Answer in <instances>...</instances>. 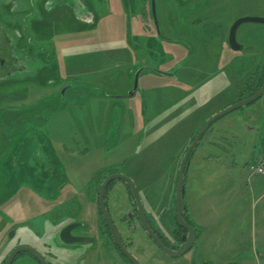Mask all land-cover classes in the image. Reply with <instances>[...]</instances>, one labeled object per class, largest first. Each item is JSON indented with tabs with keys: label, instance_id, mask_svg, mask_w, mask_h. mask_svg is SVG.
<instances>
[{
	"label": "rangeland",
	"instance_id": "1",
	"mask_svg": "<svg viewBox=\"0 0 264 264\" xmlns=\"http://www.w3.org/2000/svg\"><path fill=\"white\" fill-rule=\"evenodd\" d=\"M56 1L0 0V23L18 28L20 46L32 59L28 69L34 71L0 82V106L6 108L0 109V264L11 249L25 245L36 246L54 264H123L96 245L87 253L91 245L83 242L53 248L70 222L80 220L91 228L102 222L106 229L98 204L90 199L115 173L135 181L149 221L166 243L177 247L175 192L169 185L164 189L165 180L161 191L159 181L167 176L176 182L200 127L246 98L264 66L263 24L240 28L238 43L247 47L243 52L230 49L220 35L221 42L212 40L201 58L195 56L201 45L178 31L177 12L184 10L182 27L191 32L197 17L190 12L204 10L209 20L229 26L237 17L264 18V0H156L163 33L184 38L188 47L157 36L151 0H64L52 6ZM143 67L149 69L129 98L135 72ZM222 70L228 72L229 86L219 78ZM220 129L239 134L231 145L211 144L228 148L223 159L241 172L223 173L207 160L196 161L208 153V141L218 139ZM263 151L264 95L208 129L190 159L185 183L195 193L192 207L198 218L209 223L210 241L197 242L179 258L156 247L133 215L126 184L113 181L109 213L140 264H264V197L255 201L247 182L249 164H254L250 154ZM149 168L160 169L152 190L146 187ZM12 175L15 180L8 182ZM14 264L38 263L23 253Z\"/></svg>",
	"mask_w": 264,
	"mask_h": 264
},
{
	"label": "water",
	"instance_id": "2",
	"mask_svg": "<svg viewBox=\"0 0 264 264\" xmlns=\"http://www.w3.org/2000/svg\"><path fill=\"white\" fill-rule=\"evenodd\" d=\"M151 8H152V15L153 20L156 26V29L158 31V34H161L160 30V24L157 17V9H156V0H151ZM245 23H258L264 25V18L261 17H254V16H248L240 18L236 21V23L233 25L230 37H229V45L230 48L235 51H244L247 47L245 45H242L238 43L236 39V31L238 27ZM144 67L138 69L135 72V78H134V85L132 89L128 92L126 95L129 98H132L136 95V92L139 88V78L141 73L144 71ZM157 74L165 75L164 72L155 70ZM64 93V90L62 91V94ZM264 95V78L262 81L261 87L252 95L249 96L241 101H238L234 103L233 105L213 114L210 116L205 123L200 127L197 134L187 147L182 160L180 162L178 173H177V180L175 185V208H176V224L183 228L186 233L182 235L181 241L182 244L179 246L178 249H174L171 247H168L164 244V242L160 239V237L157 235V233L154 231V229L151 227L150 223L147 220L143 202L140 198L137 185L135 181L127 176L124 173H115L109 175L101 184L99 194H98V208L99 212L101 214V217L103 219V222L110 232L112 241L114 245L119 249V251L129 260L132 264H140L137 257L128 250L125 243L122 240L121 234L117 230L107 207L106 204V195L107 190L109 186L112 184L113 181L121 180L123 181L129 188L130 193L134 199V203L136 205V210L138 214V219L140 222V225L148 235V237L152 240V242L156 245V247L161 250L165 255L171 258H179L183 255H185L190 250L194 249L196 245L197 240V233L196 229L189 225L185 218H184V198L186 193V173L189 166L190 159L193 155L194 150L199 145L200 141L202 140L203 136L206 134L208 129L220 118H223L227 114H230L236 110L242 109L256 101H258L262 96ZM117 97V96H116ZM120 97V96H119ZM252 129V128H251ZM77 226L75 224H70L67 227H65L61 233L60 238L61 241L64 244H75V243H82V242H88L91 241L88 237H82V236H74L72 235V231ZM14 235V232H11L10 237ZM23 253H27L35 257L40 264H50L48 260L46 259L45 255L38 250L37 248L31 247V246H17L15 247L8 255V257L5 260L4 264H13L15 259Z\"/></svg>",
	"mask_w": 264,
	"mask_h": 264
},
{
	"label": "flooded vegetation",
	"instance_id": "3",
	"mask_svg": "<svg viewBox=\"0 0 264 264\" xmlns=\"http://www.w3.org/2000/svg\"><path fill=\"white\" fill-rule=\"evenodd\" d=\"M183 1L186 2L187 0H183ZM56 2L57 3L58 2L62 3V2H64V0H58ZM3 7L4 6L0 5V16H1V12H2V8ZM12 9H13V12H14L15 8H12ZM83 11H85V8H83ZM183 11L184 10H179L177 12V15H178L177 19H178V23H179L178 31L182 35H185V36L187 35L184 38L189 39L194 44L201 45L202 48H205L207 46V44H210L212 42V40H215V43L219 44V42H221L220 35H223L224 38L226 36L227 44H228V46L230 48L229 37H230L231 29H232L233 25L236 23V21L239 20L241 17L234 18V20L228 26L227 22L224 23V22H221L220 20H218V21L209 20L208 18H210L211 16L205 14L204 10H195V11L189 13V14H191L190 16L197 17L195 20H193L190 23V24H192L191 29H193V30L191 32H186L183 29V27H182V25L185 24V15H181ZM150 12H151V16H152V21L154 23L153 15H152V8H151ZM226 12H227L226 9L221 11V13H226ZM159 24H160V22H159ZM154 26H155V23H154ZM242 26H243V24L240 25L238 27L237 31H236V39H237L238 32H239V30H240V28ZM155 29H156V26H155ZM160 30H161V34H158L157 29H156V33H157V36L160 39H162V40H165V41H168V42H175V43L187 46V47L191 44V43H189V41L184 40V38H176V37L172 38L171 36H168V35L164 34L163 31H162L161 25H160ZM20 38H22V37H21L20 32H19V30L17 28H14V27H11V26H7V25L4 26V25H2V23H0V82H5L7 80L17 78L19 76L24 77V76L30 75L31 73L34 72V71H32L33 69L32 70L28 69V67L31 66V64H32V59L28 56L27 52L24 51L25 49L21 48V46H20L21 39ZM18 55H19L20 58L18 57ZM0 109H6V108L0 106ZM99 190H100V187L97 188V191L91 196V198L94 199L97 204H98ZM127 191L130 194V196L132 197L128 186H127ZM133 201H134V199H133ZM98 214H99L100 219L102 221L103 219H102L101 214H100L99 211H98ZM133 215L135 216V218L139 222L138 214H137V210H136V205H135V212H133ZM146 217H147V220L149 221V218H148L147 215H146ZM70 224H75L77 226L72 231V235L88 237V238L91 239V241L83 242V243H87V244L91 245V248L86 250L87 253L91 254L93 252V250H94V245H96L95 246L96 250H99V252L103 251L104 249H106V250H104L106 254H109L111 257L116 255L117 257L115 258V262L116 261L118 262V259H119V261H121V263H123V264H132L129 260H127V258L114 245V243L112 241V238H111V235H110V232L108 231V229L106 227H105L106 229H104V230L102 229V226H101L102 222H101V224L100 223L96 224V228H91V226H90L91 224H89L87 222H81L80 220H76V221H73V222H70V223L66 224L59 231V234H58L59 242H57L55 240V242L53 243V244H55V245H53V248H54V246L55 247H57V246L62 247V245L64 243L61 241L60 233L65 227H67ZM139 224H140V222H139ZM88 226H90V228H88ZM177 229L175 230L176 232L174 233L173 238L178 242L179 245L175 249H178L179 246L182 244L181 237H182L183 234L186 233V231L182 228V230H180V232H178V234H177V231H178ZM80 230H84L87 233H84V232L82 233V232H80ZM91 230H93L94 233H91L90 232ZM197 232H198V230L196 231V233ZM88 233H90V234H88ZM121 237H122V235H121ZM122 240H123V242L125 243L126 247L129 250V246L125 242L123 237H122ZM109 241L112 242V244L114 246L113 248H111L110 245L108 244ZM76 244L77 243L72 244V245H76ZM34 248H36V246ZM13 249H11L10 252ZM109 249L111 250V252H110ZM21 255L22 254H20L15 259L14 263L16 262V260ZM44 255H45L46 259L48 260V262L50 264H54L50 259H48V256H46L47 254H44ZM31 257H32V259L35 262L40 264L39 261L35 257H33L32 255H31Z\"/></svg>",
	"mask_w": 264,
	"mask_h": 264
},
{
	"label": "crops",
	"instance_id": "4",
	"mask_svg": "<svg viewBox=\"0 0 264 264\" xmlns=\"http://www.w3.org/2000/svg\"><path fill=\"white\" fill-rule=\"evenodd\" d=\"M200 52H202V53H200ZM205 53H207L206 47L205 48H202L201 47V51H199V53H196L195 56L200 55L201 58H202L203 56H205L204 55ZM158 75H160V74H158ZM161 76H164V75H161ZM214 76L215 75H212V78ZM219 78H221V82L224 85L226 83V85L229 86V83H228L229 82L228 81L229 80L228 72H226L225 70L224 71L222 70V74H221V76ZM204 93L205 92L203 91L202 94H204ZM219 132H220L219 133V136H216V137H218V139H212L211 138V140L208 141L210 143V144L207 143V144H209V145H207V147H208V149H207L208 150V153L207 154H203L202 158H200L199 160L197 158L196 161L198 162V161H201V160H207V163L208 164L210 163V164L217 165L219 171L220 172H223V173H226L229 170H237L238 172H241L242 170L240 169L239 166H236L235 168H232V166L227 165L226 161L223 159V156H225L226 153L228 152V148L226 149L225 146L224 147H219L218 145H216L214 143L211 144V142H213L214 140H216V141L221 140V141L227 142V143L230 142V145H231V141H233V139H235V136H239V134H235V133L229 134L227 132L222 131V129H220ZM253 154L254 153L250 154L251 157L248 158V160H251L252 158L254 160L259 155V154H257V155H253ZM159 171H160V169L159 170H157V169L153 170L152 168H149L146 171V187L149 188L150 190H152L151 187H153V186L156 185L154 182H152L153 175L156 174ZM251 174L249 175L250 177L247 179V182H248V185H249V189L252 191V194L256 198L255 201H257L258 199H262L264 197V178L263 179H259V180L258 179L257 180L256 179L253 180V179H251V177H255V176L254 175H251ZM168 176H170V175H168ZM189 177L191 179L192 178L195 179V177L193 175H191V174H189ZM10 178H12L13 180L8 181V179H9L8 178L7 179L8 182H12V181L15 180V177L13 175ZM166 178H167V176L166 177L163 176L162 179L159 181L158 186L161 189L162 181L164 183V180H165L164 189H165V187L167 185H169L171 191L174 194L176 182L175 181H172V183H170ZM151 183L153 184V186L151 185ZM72 188H75V187H71V189ZM161 191H162V189H161ZM194 194L195 193H194L192 187L188 188L187 183H186V193H185V198H184V217H185V219H186V221H187L188 224L192 225L196 229V231L197 230L200 231V232H197V236L199 234V237H197L196 243L197 242H200L203 245H206L210 241L209 240V235H208L209 234V232H208L209 223H207V221H203L200 218H198L197 211H195L193 209L192 204L194 203V197H193ZM150 198H151V202H150V206H151L153 202L155 203V201H154L155 200L154 199V195L153 194L150 195ZM90 200L93 201L94 199L91 198ZM154 203H153V205H154ZM209 207L212 208V206H209ZM146 211H147L146 213L150 214L151 209H150V212H148V210H146ZM173 225H174V230H176L178 227L176 225L175 218H174V221H173Z\"/></svg>",
	"mask_w": 264,
	"mask_h": 264
},
{
	"label": "trees",
	"instance_id": "5",
	"mask_svg": "<svg viewBox=\"0 0 264 264\" xmlns=\"http://www.w3.org/2000/svg\"><path fill=\"white\" fill-rule=\"evenodd\" d=\"M49 0H47V2H48ZM58 4H61L60 2H58V3H54L53 2V5L52 6H54V7H57V6H59ZM52 6H50V8L52 7ZM150 10H151V4H150ZM13 27V26H12ZM14 28H17L16 26H14ZM18 29V28H17ZM146 70V69H145ZM259 75V78L257 77L255 80H254V83L252 84V86L253 87H251V89H250V93L248 94V96L247 97H249V96H252L260 87H261V85H262V81H263V78H264V66H263V68H262V71H261V73H259L258 74ZM246 97V98H247ZM243 99H245V98H240L239 100H243ZM103 221V220H102ZM149 223H150V225H151V227L155 230V232L158 234V236L160 237V239L164 242V244L166 245V246H168V247H171L168 243H166L164 240H163V238L161 237V235L159 234V232L153 227V225L151 224V222L150 221H148ZM103 224H104V222H103ZM179 227V226H178ZM180 230H182V228L181 227H179V229H178V231H177V234H178V232H180ZM198 232H200V231H198ZM198 237H199V234H198ZM171 248H176V247H171Z\"/></svg>",
	"mask_w": 264,
	"mask_h": 264
},
{
	"label": "built area",
	"instance_id": "6",
	"mask_svg": "<svg viewBox=\"0 0 264 264\" xmlns=\"http://www.w3.org/2000/svg\"><path fill=\"white\" fill-rule=\"evenodd\" d=\"M250 171L255 176H264V153L250 165Z\"/></svg>",
	"mask_w": 264,
	"mask_h": 264
}]
</instances>
